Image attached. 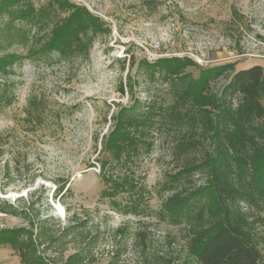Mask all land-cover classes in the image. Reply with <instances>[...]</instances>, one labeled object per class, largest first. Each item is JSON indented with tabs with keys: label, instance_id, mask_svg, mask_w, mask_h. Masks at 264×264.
Masks as SVG:
<instances>
[{
	"label": "rangeland",
	"instance_id": "1",
	"mask_svg": "<svg viewBox=\"0 0 264 264\" xmlns=\"http://www.w3.org/2000/svg\"><path fill=\"white\" fill-rule=\"evenodd\" d=\"M32 1L37 8L44 4ZM71 1L87 7L111 33L95 40L87 58L25 59L0 79L12 96L10 104L0 107V204L11 205L15 212H0V229L37 225L48 218L45 230L56 237L76 214L77 233L52 244L45 256L51 264L65 262L87 244L90 257L82 264H108L115 250L121 252L117 264H179L184 254L166 239L179 229L159 223L154 215L169 194L163 189L165 176L184 163L173 155V135L158 137L152 152L141 160L139 172L151 212L142 218L119 214L100 198V143L95 138L106 133L114 108L129 103L128 61L121 69L127 54L136 62L188 56L197 65L188 69L194 76L201 68L226 63H234L235 71L254 65L264 68V0ZM10 51L25 54L22 48ZM135 82L132 96L142 101L146 88L151 93L158 89L139 78ZM224 82L221 79L212 88L218 90ZM34 97H43V106L32 110L30 123L25 107ZM138 219L147 225L144 244L136 236L141 228ZM124 224V233L117 236ZM259 234L264 241V227ZM0 264L21 262L9 246H0Z\"/></svg>",
	"mask_w": 264,
	"mask_h": 264
},
{
	"label": "trees",
	"instance_id": "2",
	"mask_svg": "<svg viewBox=\"0 0 264 264\" xmlns=\"http://www.w3.org/2000/svg\"><path fill=\"white\" fill-rule=\"evenodd\" d=\"M110 33L98 16L71 0H44L38 8L32 0H0V79L25 59L87 58L95 40ZM12 48H22L25 54ZM126 61L129 103L114 108L106 133L95 138L100 143V198L119 214L151 215L139 166L158 137L173 135V155L184 163L165 176L163 189L169 194L154 215L159 223L179 229L170 240L166 237L184 254L179 264H264L259 234L264 227V68L235 71L234 63H226L201 68L194 76L188 69L197 65L188 56L136 62L127 54L121 60L123 70ZM134 67L135 80L158 85L153 93L144 90L143 101L132 96ZM221 79L224 84L214 90L212 84ZM120 91L124 93L122 83ZM11 97L0 81V107L10 104ZM39 106L43 97L29 99L25 114L30 123L32 110L38 112ZM64 188L61 185L56 196ZM0 212L15 213L11 205L1 204ZM20 212L26 217L25 210ZM48 220L0 229V246L14 250L21 264H51L45 256L52 244L76 235L78 224L73 214L53 237L45 230ZM137 222L141 228L136 236L144 244L147 225ZM89 245L60 264H82L90 257ZM120 255L115 250L108 264H117Z\"/></svg>",
	"mask_w": 264,
	"mask_h": 264
}]
</instances>
